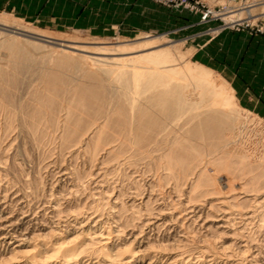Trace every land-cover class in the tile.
I'll list each match as a JSON object with an SVG mask.
<instances>
[{
    "label": "bare ground",
    "instance_id": "bare-ground-1",
    "mask_svg": "<svg viewBox=\"0 0 264 264\" xmlns=\"http://www.w3.org/2000/svg\"><path fill=\"white\" fill-rule=\"evenodd\" d=\"M0 29L44 41L50 40L59 46L58 49L61 47L62 56L58 58L57 64L48 66L49 70L44 65L43 69L47 70L43 74L40 73L45 86L41 90L37 88L30 91L31 99L35 97L37 99L33 100L36 104L31 105V110L26 112L31 128L27 130L33 131V135L29 132L33 144L37 142L39 144L48 135L46 128H54V133L60 128V133H57V138L60 140L59 147L64 149V152L69 151L66 154H70L72 160L82 155L83 160L88 164L87 171L83 170L84 168L80 171L76 167L68 171L67 166L59 168L58 164L57 173L60 178L69 177L72 182H69L68 186L61 185L56 192L50 189L49 198H43L41 193L38 199L35 197L38 196V192H44L47 188L44 186L43 189V185L41 186L42 174L39 173L42 170L39 167L41 171H37V174L31 177L32 180L28 178L24 180L28 172L27 174L25 170L23 172L22 166L20 167L22 171L19 170L18 173L20 171L25 173L19 176L24 177L22 180L29 191L22 189V192L14 193L5 188L6 186L5 189L3 188L8 183L13 188V184L11 185L8 180L10 176L5 177L8 169L3 167L6 166L3 160L8 157L6 148L11 142L8 140L9 137H4L8 135L6 133L0 137V164L5 163L0 165V182L5 181V184L0 183L1 263L142 264L146 261L145 264H264V241L255 239L254 233L251 234L248 228L249 231H245L246 227L254 223L256 217L260 218L259 215L256 216L257 210H264L262 209L264 208V159L260 160L258 157L256 162H251L247 152L242 149L238 140L234 139L235 135L232 137L226 133V130L235 126L239 115L236 111L240 109L229 85L226 84L224 91H219L224 82L214 80L210 75L211 71L199 65L202 70H197L198 66L177 68L170 57L169 48L152 39L144 40L129 48L123 45L100 44L90 47L78 44L76 40L48 35L43 33L42 29L35 31L7 16H0ZM9 45L16 49V52L7 57L10 60V63L9 61L7 63L12 62L13 65L10 66L16 72L29 71L35 63L32 55L17 42ZM78 52L89 53L90 55L82 54L80 57L85 60L84 63L91 59L87 64L96 65L86 66L88 70L83 72L80 78L75 77L77 72L73 75L71 69V73L64 69L70 65L74 66L72 58ZM3 58L0 51V61ZM45 63L47 64L48 61ZM40 65L43 66L41 63ZM112 65H116V68H110ZM0 74L2 77L5 72L0 69ZM4 81L1 82L2 85L0 84L2 87L6 85ZM73 82L75 84H72V88L71 85L70 88L67 87L69 94H65L64 91L67 90L65 86ZM2 87L0 98L7 97L5 100H8L6 88ZM33 89L36 88L32 87ZM107 90L117 95L113 108L108 106L112 109L106 106L104 93H107ZM33 92L34 94H31ZM61 92H64L63 94L68 98L67 102L65 100L64 117L62 116L63 119L60 120L61 115L59 117L57 109L63 104L58 102L60 95L62 96ZM138 96H143V101H138ZM12 100L13 104L10 107L13 108ZM4 102L2 104L0 101V109L4 107ZM25 102L23 103L28 104L27 101ZM18 105L19 103L17 105L15 103L14 107ZM40 124H42V132ZM27 126H22V129ZM22 129V132L26 130ZM27 137L25 140H28ZM4 138H7L8 143ZM38 147L43 146L40 144ZM26 150L28 151L24 149L22 152ZM46 150L45 153L50 151L49 148V151ZM59 150L57 156L60 158L62 154ZM155 151L158 153L154 154ZM142 159L150 161H148L150 170L153 167L164 170L160 174L156 170L159 174L158 184L154 174L148 179L146 175L144 176L145 171L140 172L136 169L138 165L134 166L138 161L142 162ZM15 163L14 160L13 165L17 166ZM85 163H81L83 167ZM10 165H7L9 169H11ZM125 166L128 169L131 166L132 174L137 173L136 176L132 175L137 188L131 185L133 190L136 188L135 192L130 187L129 190L133 192L123 197L126 191L121 189L122 185L118 189L115 186L111 187L112 183H108L110 180H107L106 174L113 173L116 169L124 170ZM34 167L37 170V166ZM149 169H146V172ZM222 170L228 173L225 181L222 180L224 177L221 174ZM1 175H4L3 179ZM85 175L91 176L88 184L94 186L91 187L94 190L91 191L93 200H84L85 202L82 203L79 199L80 201L75 202L76 205H68L72 196L73 199L78 196L80 188L84 183L87 184ZM6 178H8L7 182ZM11 178L13 177H10V181L13 180ZM168 180L170 181L166 191L168 201H165V196L157 194L156 190L153 191V187L166 186L163 183ZM50 181L52 182V179ZM139 181H142V185L150 191L147 190L146 194L139 191ZM115 183L117 184V181ZM64 191L66 196L63 195ZM29 196L36 198L37 202L30 204ZM61 200L66 201L65 206ZM180 219L188 221L187 227L191 228L195 225L194 228L196 226L201 228L199 230L196 228L199 243L193 251L185 249L186 245L183 243L187 232L182 230L185 225H182L183 228L180 226L181 230L179 228V232L183 233L181 236L178 235L181 238L178 239L177 234L176 236L173 234L178 232L180 224L177 221ZM72 234L73 236L69 237ZM216 237L222 239L219 246L215 243Z\"/></svg>",
    "mask_w": 264,
    "mask_h": 264
},
{
    "label": "rangeland",
    "instance_id": "rangeland-1",
    "mask_svg": "<svg viewBox=\"0 0 264 264\" xmlns=\"http://www.w3.org/2000/svg\"><path fill=\"white\" fill-rule=\"evenodd\" d=\"M149 1L154 3V4L172 9V10L176 11L177 13H179L180 16L181 15L188 16L189 14H192V15L197 17L196 18L197 24L198 25L200 24V25L199 26L198 25H192V23L195 20L189 19L188 17H184V18L181 17L182 18L181 21H179V22L177 21L174 25H167L164 29L165 30L164 32L163 31L162 32L161 31L151 32V33L139 35V36L134 37V38H122V37L101 38V37L90 36L83 31H77V30L67 29V28H63V27L59 31H52V30H48V29H43L42 27H39L36 25H32L29 22L25 21L24 19L15 15L14 13L10 12L9 10L4 9L2 6H3V4H5L6 0H0V16L11 17V18L19 21L20 23L24 24L25 26L30 27L31 29H33L35 31H39V29H42V32L47 33L48 35L56 36V37H62V38H66V39H71L74 41L76 40V42L78 44L87 45L90 47L100 44V45H108V46L123 45V46H126L129 48V47H132V46H135V45L142 43L144 40H150V39L156 40L159 43L165 44L169 48L170 57L173 59V64H175L177 68H179V67L189 68V67L198 66V65L202 66V67L207 68L208 70L211 71L210 75L214 80H216V81L222 80L224 82V84L222 86L223 88L220 87L219 91L220 90L224 91L225 86H227V85L230 86V88L233 92L235 101L239 105L240 109H238V111H236V113H238L239 115H238V120L235 122V126L233 127V129L231 128V129L226 130V133H227V135H230L232 137H234L233 135H235L234 139H237L238 143L242 147V149L245 152H247V155H248V157H250L249 159H251V162H256L258 160V157L260 160L264 159V157H261V156H264V71H262V69H264V67H262V65H264V0H177L175 3H166L163 1H155V0H149ZM31 5L33 7H36L39 11L42 10V0H34L31 3ZM15 42L20 44L21 45L20 47H22L26 51H28L32 55L33 59L35 60V63L32 65L31 69H29L30 72L27 70H22V71L17 70L18 72H16L15 70H13V67L10 66V65H13L12 62H11V64H8V63H10V60L7 57L12 55L14 52H16V49L11 48L9 44H15ZM50 42H51L50 40L44 41L42 39H36L33 37L24 36L21 34L12 33V32L0 29V51H1V54L4 56V58L0 61V69L5 72V74H3L4 76H2V77H1L2 74H0V84L1 85L3 84V83H1V82H3V80H5L4 82H6V83H4L6 85H3V87L0 85V88L1 87L3 89L6 88L5 92L8 95V100L10 101V102H8L7 99L5 100V98H7V97H5V98L3 97V99L0 98V101L2 102V104L4 101H6V102H4V104L9 105L8 107L10 108L9 110L8 109L6 110V108H8V107H5V105H4L3 108L5 110L2 107H1L2 109H0V113H1L0 121L1 120L2 121L3 120L9 121V122L7 121V123L5 122L6 125L3 124L4 121L0 122V125L1 124L4 125V126L1 125V127H0V137L1 136L3 137V135L5 133L8 134V135H4V137H7V138L9 137L8 140L11 142L9 144L10 145L12 144L11 145L12 148L10 145H8L10 147L7 146V148H6V151L8 149V151L6 152V155L8 153V157L5 159L8 161L6 162V160L4 159L3 161H5L6 164L3 162L0 165L5 164L6 166L3 165V167L4 168L7 167L5 169H8V170H6L8 173L6 172L7 174L5 177H8V176L13 177V178H11V180L13 179L12 181H10V177H9V179L6 178V182L9 180V182H11V185L13 184V188L10 186V183L5 184L4 180H3V182L1 181L0 183L5 184L3 186V188L6 186L5 188H7L9 191H12L14 193L22 192L23 190L29 191L28 188L26 189V187H27V186H25L26 183L22 180V178L25 177L24 180H26L27 178L31 179V177L33 178L35 176V174H37V171L42 170L40 173L38 172L39 175L42 174L40 177V179H42V180H40V181H42L43 184H41L42 182L40 184H41V186L43 185V187H42L43 189L45 187H47L48 189L47 188L44 189L45 191L47 190L46 191L47 193L44 190H42L44 192H41V191L38 192V196L37 195L35 196V197H37V199L41 196V193H42L43 198L44 197L49 198L50 196H48V195L50 194V192H49L50 189H51L50 191L56 192L59 189V187H61V185H62V187H63V185L68 186V185H70L69 182H72L71 178H69V177H68L69 179L68 178H64V179L60 178V176L57 173V171H58L57 166L60 165L59 168L60 167L66 168V166H67L68 171H71L75 167L78 168V170H80V171L83 168H84L83 170H86V169L88 170V166H86L88 164L85 163L82 155H79L78 157L76 156V158H74L75 160L73 159L74 164H75L73 166V160H72L70 154H68V155L66 154L69 151L66 149L68 152H64L63 151L64 149L59 147L60 146L59 145L60 140H59V138H57L58 137L57 133H60V131H61L60 128H59V131L56 129L55 133H54V130H55L54 128H51V127H49L51 129L46 128V129H48V131L45 130L48 132V135H47L48 138H47V136H45L46 138L44 137L43 140L41 142H39V144H38V142L33 144L34 142H32L33 141L32 136L30 135V133L32 134L33 131L30 132L29 130H27V129L31 130V128H30L29 123H28L29 116H26V115H28L26 112H28V110H31V108H32L31 105L36 104V101H35V103H33L34 102L33 100L37 99L34 95H33V97H35L36 99L35 98L31 99L32 96H30V91L37 90V88H38V90H39V88L41 90L42 87L45 86V85L43 86V82H44L43 76H41L40 73L43 74L44 71L46 72L47 69L49 70L50 67H52L53 63L57 64V62H58L57 60H59L58 58H60L62 56V55H60V53H61L60 48L61 47L58 49L59 46L57 44H54L52 42L50 43ZM82 54L90 55L89 53H86V52L85 53L84 52H78L72 58L74 60V66L70 65V67L68 66V67L64 68L65 71H67V72L69 71V73H71L70 71L72 70L73 73H71V74H73V75L77 72L76 76H75L77 78H80L83 75V72H86V70H88L86 66L89 65L87 63L91 60V59H89L88 62L84 63L85 60H82L83 58L80 57V56H82ZM51 55H52V57H51ZM248 57L251 58V62H252L251 65L247 68L248 72L246 73L245 71L242 70L243 74H241V73L239 74L238 68L240 66V62H242L243 60L245 61L246 58L249 61ZM6 59H7V61L5 62ZM42 60H43V62H41ZM45 61L46 62L48 61V63L46 64ZM81 62H83V63H81ZM238 62H239V64H238ZM40 63L43 64V66L40 65ZM80 63H81V65H83L82 67H81ZM84 64H85V66H84ZM194 64H196V65H194ZM44 65L46 66V68L48 66H50V67L45 70V69H43V68H45ZM40 66H42V67H40ZM89 66L95 67L96 65H93V66L89 65ZM199 66L196 67L197 70H202L201 67H199ZM33 68L35 71L33 70ZM110 68H116V65H112V67H110ZM11 69H12V71H11ZM24 71H27V72H24ZM12 72H13V74L11 75ZM100 76H102V75H100ZM1 79H2V81H1ZM10 80H12L13 82ZM104 81L106 83V80H104ZM9 83H11V84H9ZM7 84L10 86H8ZM72 84L74 85L75 83L74 82L68 83V85L65 86V88L67 89V87H69L70 85L72 88V86H73ZM32 87H34L36 89L32 90ZM7 89H10V90H7ZM66 89H64V90H66ZM67 90L64 91L65 94H69V90L68 91ZM108 91L109 90L106 91L107 93H104V95H106L105 96V99L107 102L106 106L108 107L110 105L113 108L114 102L117 101L116 100L117 95H115V94L113 95L114 92H111V91H109L110 92V95H109ZM63 93L61 92L62 96L60 95V98L58 101L59 103L61 102L60 104L63 103L61 105L62 107H58V109H57V111L59 112V114L57 113L59 115V117L61 115L60 120L63 119V117H64V114H65L64 110L66 108L65 106H66V102H67L66 99L68 98V96L66 97L65 94H63ZM31 94H34V92ZM9 95H11V96H9ZM12 99H14V100H12ZM60 99H62V100H60ZM143 99H144L143 96H138V101L141 102V101H143ZM2 100H4V101H2ZM11 100L14 101V105H15V103H16V105H17V103H19V105L16 107H14V105H13V108H15L16 111L12 107H10L11 104H13L11 102ZM29 100H32V102H30ZM63 100H64V102H63ZM65 100H66V102H65ZM191 100L194 101V99H191ZM19 101H21L22 103ZM25 101H27L28 104H24V103H26ZM110 102H111V104H110ZM20 103L23 106L20 105ZM64 103H65V105H64ZM25 106H26L27 111L25 109ZM18 107H19V110H17ZM20 107H22V108H20ZM111 107H108V108L112 109ZM1 111H3V112H1ZM23 112H24V114H23ZM63 112H64V114H63ZM11 113H13V114H11ZM25 117H27V118L24 119ZM8 118H10L11 120H9ZM12 119H13V121H12ZM26 120H27V122H26ZM14 121H15V123L11 124ZM19 121L20 122L22 121V123H24V124L20 123ZM230 123H231V121H230ZM17 125L18 126L21 125V127H18ZM26 125H28L27 128H25ZM6 126H7V128H6ZM22 126H25V127H23V129H26L27 131L24 130L22 132L21 131ZM48 126H49V123H48ZM4 127H5V129H4ZM40 127H41L40 131L42 132V124H40ZM2 129H4L3 130L4 133L1 132ZM52 130H53V132H52ZM25 131H26V133H25ZM49 131H51L52 133ZM47 132H46V134H47ZM1 133H3V134L1 135ZM49 134H51V135H49ZM28 135L31 139L29 137H27ZM53 135H55L56 138H55V136L52 137ZM49 136H50V139H49ZM236 136H237V138H236ZM21 137L22 138L24 137V138L22 139ZM26 137L28 138V140H25ZM7 138L6 139L4 138V139L7 140ZM8 140H7V143H8ZM46 140H49V142ZM51 140H54V142ZM1 141L3 142V138ZM29 141H31V143ZM42 142H44V143H42ZM51 142H53V143H51ZM55 142H56V144H55ZM45 143H47V145H45ZM5 144H6V142H5ZM26 144L27 145L29 144L28 145L29 147H27ZM31 144H33V145H31ZM36 144H38V146H40V144H41V146H43V147H41V148H43V150H38L41 148L38 147ZM17 146H19V147H17ZM9 148H11V150H9ZM36 148H38V149H36ZM48 148H49V150H50V148L51 149L53 148L54 150L52 149L49 151ZM24 149H28V151L27 150H26V152L24 151L25 153L22 152ZM46 149L51 153H49V152L45 153ZM58 150L61 151L60 153L62 154L61 156L63 157L62 158L60 156L61 159L59 158V156H57L59 154ZM36 152H37V154H36ZM38 152H40L41 155H40V153L38 154ZM42 152H43V154H42ZM62 152H64V153H62ZM26 153L29 155L26 156L25 155ZM153 153L156 154V153H158V151H155ZM44 154H46L47 156H45ZM11 155H13L14 158ZM15 156H16V158H15ZM251 156L254 157L255 160H253L254 158H251ZM43 157H44V159H43ZM14 160L17 163V164L15 163L17 166L13 165ZM51 160H54V161H51ZM148 161H149L148 159H147V161H146V159H142V162L138 161V163L135 164L134 166L138 165L139 167L137 166V168H136L138 171H140V172L145 171L146 172V169H149L148 165H150V163H149L150 161L149 162ZM10 163L13 166H11ZM18 163H20V164H18ZM52 163H54V165ZM81 163H83V164L85 163L84 167H83V164H81ZM146 163H148V164H146ZM37 164H39V165H37ZM143 164L144 165L146 164V165L143 166ZM7 165L8 166L10 165L11 169H9V167ZM35 165L37 166V170L35 169L36 167H34ZM45 165H46V167H44ZM71 165H72V167H71ZM141 165H142V167H141ZM147 166H148V168H147ZM20 167H22L23 172L25 170V173L27 174V172H28L29 175L28 174L25 175V173H23V172L21 173L22 170ZM39 167L41 168V170ZM125 167H123L124 170L123 169H120V170L116 169L118 172H116V170H115L113 173L108 172L106 174L108 177L107 180H110V182L108 181V183L109 184L112 183L111 187L115 186L118 189V187L120 188L122 185L123 188L121 187V189L122 190L124 189V191H126L123 197H125V195L126 196L129 195L130 192L132 193L137 188L135 186L136 184L134 183L135 178L133 177V176H136L137 173H133V174L131 173V171H132L131 166H129L130 169H128L127 167H126L127 169H125ZM18 168H20V169H18ZM79 168H81V169H79ZM141 168L145 169V170H142ZM12 169H14L17 173L14 170L12 171ZM19 170H21V171L18 173ZM126 170H127V172H126ZM156 170L157 169L155 167H153V168H151V170L150 169L147 170V172H149V171H151V172H149V173L146 172L147 174L144 172V176L146 175L145 177L150 179L151 176L154 174L157 177L156 182L158 184V182H159L158 176H159L160 172L163 173L164 170L162 168H161V170L158 169L157 171L159 174H157ZM121 171L122 172L124 171V172L122 173ZM14 172H15V174H14ZM19 174H21L22 176L23 175H25V176L22 177L21 175L19 176ZM109 174L110 175L112 174V175L110 176ZM123 174H124V176H122ZM127 174H128V177H127ZM148 174H149V176H148ZM221 174L224 175L223 179L222 178L221 179L225 181L226 177L228 176V173L225 170H222ZM11 175H13V176H11ZM1 176L3 179L4 175H1ZM129 176L131 177V179H129L130 178ZM5 177H4V179H5ZM84 177H86V178H84ZM84 177L83 178L86 179L85 182H87V184H85L84 180H83L82 185H83V183H84V185H83V187L80 186L81 190L78 192L79 193L78 196L76 195L77 199H76V197L73 199V196H72V198L70 199L71 202L68 205L74 206V205H76L75 202L80 201V200H82L81 201L82 203L84 200H86V201L93 200L94 197H93L92 192L94 190H92V188L94 186H92L93 184L92 185L88 184V181L91 180V176L85 175ZM110 177H111V179H110ZM113 177L116 179H114ZM14 178H16L18 180L14 179ZM19 179L22 181H20ZM50 179H52V182L50 181ZM54 180H56V181H54ZM115 181H117V184L115 183ZM50 182H51V184H50ZM53 182H56V183H53ZM169 182H170L169 180L165 181L164 183L162 182L163 185H166V186H162V187L154 186L153 187V191L156 190L157 192L156 191L155 192L157 194H161V195L165 196V197L163 196L165 198V201H168L166 191H168V188H167L168 185L167 184ZM23 183H24V185H23ZM18 184H20V185H18ZM52 184H57V185H55V186L53 185L54 186L53 187ZM113 184H115V185H113ZM7 185H8V187H7ZM48 185H50V187L51 186L52 187L50 188ZM87 185H89V186H87ZM131 185L133 187H136V188H134V190H133V187H131ZM138 185L137 186L139 187L138 188L139 191H141V192L143 191V193H145V192L147 193L148 191H150V189H147L146 186L142 185V181H139ZM22 186H24L25 189L21 188ZM130 187L133 191L131 189L129 190ZM155 187H156V189H154ZM11 188H12V190H11ZM83 188H85V190ZM140 188H143L145 191L140 189ZM160 188H162V190ZM0 191H1V188H0ZM63 193H65V194H63ZM63 193L62 194L64 196H66V192L64 191ZM44 194H46L47 196ZM95 195L96 194H94V196ZM79 196H81V197H79ZM29 197L30 198H28V200L30 199L29 200V202H31L30 204H33V203L35 204V202H37L36 198H34L35 199V201H34L33 197H31V196H29ZM72 200H74V201H72ZM61 202L63 203V206L66 205V203H65L66 201L61 200ZM88 204L89 203L87 202V205ZM77 205H79V204H77ZM81 206L82 205H80V207ZM153 207H154V205H153ZM72 209H74V208H72ZM84 209H86V208H84ZM262 209H264V208H262ZM262 211H264V210H261V209L257 210L256 216L259 215L258 217H260V218H257L255 216L256 218L253 220L254 223L252 222L253 223L252 225H249V226L247 225L248 227H246V229H245V231L250 230L251 234L254 233V235H253L254 238L257 239L258 241H261V242L264 241V240H262V239H264V225H261V223L264 224V217H262V216H264V215H262L264 213H262ZM105 213H106L105 215H107V212H105ZM260 213H262V214H260ZM184 220L180 219L179 221H177V223L180 224L178 226V229H177L178 232L173 233V234L175 236L177 234L176 238L179 239V238H181L179 236H181L183 234L182 232H179L183 228L182 225L183 226L185 225L184 227L187 229H191L189 231L185 228L182 229L183 231H185V230L187 231V232H185L186 234L184 233L185 234L184 236L186 238H185V240L183 238V243H185V245L187 246V247L185 246V249L193 251V250H195V247H197V245L199 243L197 231L201 228L196 226V228L198 229L197 230L196 228H194L195 225H193V226L191 225L192 226L191 228L187 227L188 221H186V220L184 221ZM179 228H180V230H179ZM252 230L253 231L255 230V231L253 232ZM72 236H73V234L69 235V237H72ZM221 240H222L221 237H219V238L216 237L215 238L216 245L219 246ZM189 245H190V247H189ZM133 247H135V246H133ZM145 263H146V261H144L142 264H145ZM0 264H4V263L0 262Z\"/></svg>",
    "mask_w": 264,
    "mask_h": 264
},
{
    "label": "crops",
    "instance_id": "crops-1",
    "mask_svg": "<svg viewBox=\"0 0 264 264\" xmlns=\"http://www.w3.org/2000/svg\"><path fill=\"white\" fill-rule=\"evenodd\" d=\"M33 1L6 0L2 7L43 29L59 31L63 27L101 38H134L164 32L167 25H174L182 20L181 17L193 19L192 25H198L196 16H180L149 0H42L41 11L31 5ZM248 59L240 62L239 74H243L242 70L248 72L252 63L251 58Z\"/></svg>",
    "mask_w": 264,
    "mask_h": 264
},
{
    "label": "built area",
    "instance_id": "built-area-1",
    "mask_svg": "<svg viewBox=\"0 0 264 264\" xmlns=\"http://www.w3.org/2000/svg\"><path fill=\"white\" fill-rule=\"evenodd\" d=\"M155 1H163L166 3H175L177 0H155Z\"/></svg>",
    "mask_w": 264,
    "mask_h": 264
}]
</instances>
